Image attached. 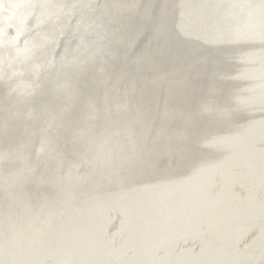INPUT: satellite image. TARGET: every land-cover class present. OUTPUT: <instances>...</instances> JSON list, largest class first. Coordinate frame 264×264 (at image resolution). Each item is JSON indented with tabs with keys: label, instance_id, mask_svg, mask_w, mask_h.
<instances>
[{
	"label": "bare ground",
	"instance_id": "6f19581e",
	"mask_svg": "<svg viewBox=\"0 0 264 264\" xmlns=\"http://www.w3.org/2000/svg\"><path fill=\"white\" fill-rule=\"evenodd\" d=\"M147 1L125 0L129 9L110 20L100 0H0V225L13 230L17 264H46L49 256L57 257L50 264H80L86 252L92 264H264V118L212 135L213 146L229 149L221 158L156 181L192 157L187 143L201 126L192 117L175 124L180 106L164 108L178 9L174 0L163 10ZM182 13L184 28L207 40L264 42V0H187ZM112 42L127 52L115 54ZM244 49L240 62L254 64H242L243 75L256 81L234 100L252 108L264 102V48ZM87 56L100 64L80 89L74 71ZM61 87L70 90L61 100L47 98ZM147 181L155 183L140 186ZM104 191L116 194L103 202ZM71 208L89 227L83 240L84 223L76 228V256L64 245L42 254L37 233L18 229L21 218L14 223L17 214L41 216L44 235L59 216L53 241L65 243L67 220L80 219L69 218ZM113 213L121 221L109 231ZM31 240L38 244L29 247Z\"/></svg>",
	"mask_w": 264,
	"mask_h": 264
},
{
	"label": "water",
	"instance_id": "95a60500",
	"mask_svg": "<svg viewBox=\"0 0 264 264\" xmlns=\"http://www.w3.org/2000/svg\"><path fill=\"white\" fill-rule=\"evenodd\" d=\"M179 1L182 0H174L173 5L176 9L177 7V18L175 22L176 29V48L175 56L173 57L171 68L167 70L166 77L163 79V82L167 84L168 89L166 90V101L164 104V108H167V111L175 112L176 106L179 105L180 108H177L176 112L179 114H184V117H173L172 120H175V124L183 123V120L187 117L196 118L194 120L198 121V124L201 126V133L195 139H191L187 143L188 149L192 152V157L188 158L184 162V166L176 172H170V175H165L163 178H158L156 181H169L180 179L181 177H186L189 173L198 165L221 158L229 149L218 148L213 146L210 143V140H207L213 131H229L230 127V119L227 117V113H224L221 108L228 106V102H230L229 95L233 88V82L240 81H256V78L250 75H243V73L236 75L235 79H228L229 81H224L226 77L229 76L230 71V61L227 59V55L232 53L233 51L242 50L246 47L249 48H264V42L256 41V40H238V41H210L203 36L198 35L196 33H191L187 28H184L182 21L184 20L183 16V8L184 4H180ZM187 0H183L185 2ZM106 4V5H105ZM125 0H102V6L108 8L104 9L106 13H108L110 20L114 19V17L119 19L120 11L125 12L129 9V6H125ZM171 0H166L164 3H160L159 0H149L143 6L149 7L152 5H158L160 9H165L170 6ZM125 10V11H124ZM129 14H133V12H128ZM116 14V15H115ZM145 12L142 9L136 15L138 17H145ZM103 38L108 40L111 39V33L109 32ZM112 51L116 54L118 52L119 55H123L127 52L125 46L122 43H114L112 42L111 46ZM86 58H89L88 56ZM83 59L81 61L79 67L75 69V73L78 76L74 77L76 79H80V89L84 88L89 81L91 80L92 74L95 73L97 67L100 63H91L90 57L89 59ZM242 64H254L253 61L248 62L247 60L241 61ZM218 64V65H217ZM245 66V65H244ZM230 78V77H229ZM75 80V79H74ZM251 89V88H250ZM249 89V92H250ZM68 91L67 88L61 87L56 90H49L47 98H58L61 100V97L66 94ZM81 99V93H80ZM235 108L238 112H241V115H251L252 112L260 111L264 113V102H256L252 103L254 107L250 108L248 103V107L245 105L238 104V100L236 101ZM207 103L210 104L211 108H209ZM215 108H213V106ZM253 121V120H252ZM251 121V122H252ZM255 122V121H253ZM188 123V122H185ZM189 124V123H188ZM228 135V134H226ZM224 136V135H223ZM171 143L170 148H175L174 143ZM183 175V176H180ZM155 182L149 185H153ZM74 207V206H72ZM80 209L85 208L84 206H79ZM22 209H17V211H22ZM3 212L0 213V216ZM75 213L74 208H71L70 214ZM69 214V215H70ZM79 213L73 214L71 217L78 216ZM121 214L118 215L113 213V218L115 221L119 219L116 224L111 223L109 225V231H111L116 225L120 224ZM59 217V216H58ZM56 217V219L58 218ZM65 218L66 220L69 219ZM90 218V216H89ZM1 221V220H0ZM89 222V221H88ZM49 222H43L42 218L39 220L38 227L47 228ZM80 225V219L77 221L67 220V226L63 228L61 234L59 236L60 239L65 238V243L59 241H53V231L54 228L51 227L50 231L44 235L40 234L39 229H34L32 232L37 233V238L40 242L41 249L43 253L50 254L54 248L59 245H64L68 252L66 254H70L72 256H76L74 246L80 242V233H76L77 226ZM57 226V224H56ZM55 226V227H56ZM61 228V227H60ZM89 227L88 224L84 223L82 229V240L85 238L88 233ZM106 230V229H105ZM114 231V230H113ZM45 236V237H44ZM17 236L16 240L19 239ZM43 240L44 242L42 243ZM190 243L194 242V245H199V241L187 240ZM29 247L36 243L34 240L29 242ZM22 242L20 241V246ZM28 247V248H29ZM86 246L85 249H92V246ZM27 247H23L21 249V257H24V250ZM3 250V249H0ZM46 250V251H45ZM42 255V254H41ZM104 254L102 251L98 252V256L101 258L99 261L104 260ZM43 256V255H42ZM62 257L64 256L61 255ZM51 258L52 262L56 261V258ZM93 259V254L86 252L83 256V264H92L91 260Z\"/></svg>",
	"mask_w": 264,
	"mask_h": 264
},
{
	"label": "rangeland",
	"instance_id": "374dc122",
	"mask_svg": "<svg viewBox=\"0 0 264 264\" xmlns=\"http://www.w3.org/2000/svg\"><path fill=\"white\" fill-rule=\"evenodd\" d=\"M101 2H102V0H100ZM180 2V4H184V2H183V0L182 1H179ZM23 40L24 39H22V40H20V42L19 43H23ZM245 51V52H244ZM236 54H235V53ZM237 52H239V53H237ZM244 52V53H243ZM247 51H246V49H243V50H238V51H233L232 53L234 54V56H233V54L232 53H229L228 55H227V59H228V61H230L229 63H230V71H229V76H230V78H229V76L228 77H226L225 79H226V81H229L228 79H235L234 77H236V75L238 74L239 75V73H241V72H244L245 71V69H247L248 68V66H244V65H242V63L240 62V59L242 58V57H244V55H245V53H246ZM236 56V57H235ZM230 57H233V58H230ZM238 57V58H237ZM240 57V58H239ZM234 59H238L237 60V62H235L236 60H234ZM232 60H233V62H232ZM232 62V63H231ZM238 65H237V64ZM240 63H241V65H240ZM231 64H232V66H231ZM236 64V65H235ZM238 67H240V68H238ZM247 67V68H246ZM240 69V70H239ZM243 69V70H242ZM237 71V72H236ZM240 71V72H239ZM232 72V73H231ZM239 72V73H238ZM234 75V76H233ZM231 76H233V77H231ZM225 81V80H224ZM254 81H250L249 83H248V81H240V83L239 82H233V88H232V91H231V93H230V95H229V98H230V102H228V106H226V107H223V108H221V110H223V111H225L224 113H226L227 112V117L231 120V119H233V120H231L230 122L232 123V125H231V123H230V127H229V131H213V132H215V133H213L212 132V135L214 136H212V135H210L208 138H209V140H211L210 138H212V139H214V138H216L217 136L219 137V136H222V134L224 135V132L225 133H227V134H229V133H231V132H235L236 130H238L239 128H240V126L242 127L243 125H245V124H247V122L249 123V122H251L252 120L253 121H256V120H258V119H260V118H264V113L263 112H260V111H256V112H253L251 115L249 114V115H237V114H235V111H234V105H235V100H234V97H235V99L236 98H241L242 96L243 97H247V95L249 96L250 95V93H248L249 92V89L250 88H252L253 86H254V84L252 85L251 83H253ZM245 83V84H244ZM255 83V82H254ZM242 84V85H241ZM246 84H248V85H246ZM239 85V86H238ZM241 85V86H240ZM252 87H251V86ZM237 86V87H236ZM247 87V89L246 88H244V87ZM250 87V88H249ZM241 88V89H240ZM244 90H243V89ZM240 90V91H239ZM245 91V92H244ZM241 92V93H240ZM247 92V93H246ZM236 93V94H235ZM244 94V95H243ZM245 94H246V96H245ZM242 95V96H241ZM239 96V97H238ZM232 100V101H231ZM234 101V102H233ZM232 102V103H231ZM234 103V104H233ZM233 105V106H232ZM206 106H208L209 108H211V106H210V104L209 103H207V105ZM212 106H214V105H212ZM231 106V107H230ZM213 108H215V106L213 107ZM228 110V111H227ZM233 111V112H232ZM229 112V113H228ZM256 113V114H255ZM260 113H263V114H260ZM258 114H260V115H258ZM233 115V116H232ZM238 117H237V116ZM257 115V116H256ZM262 115V116H261ZM237 117V118H236ZM244 117V118H243ZM248 117H249V119H248ZM253 117V118H252ZM259 117V118H258ZM236 120H235V119ZM246 118V120H247V122H246V120H244ZM256 118V119H255ZM243 121H242V120ZM252 119V120H251ZM237 120H240V121H238L237 123H236V121ZM240 122V123H239ZM241 122H243V123H241ZM244 122H245V124H244ZM235 123V124H234ZM239 123V124H238ZM243 124V125H242ZM236 128V129H235ZM233 130V131H232ZM218 134V135H217ZM217 135V136H216ZM226 135V134H225ZM212 136V137H211ZM180 176H183V175H180ZM148 182V183H147ZM146 183L144 182V183H141L140 184V186H143V185H149V184H152L150 181H147ZM155 182V181H154ZM143 184V185H142ZM119 190V189H118ZM112 191V190H111ZM114 192H116V190H113ZM112 191V192H113ZM122 191V190H121ZM109 192V193H108ZM104 191V192H100V197H103L102 199H104L103 200V202H106L108 199H109V197L111 198V197H113V196H115V194L113 195V193L112 192H110V191ZM102 194V195H101ZM107 194V195H106ZM111 195V196H110ZM105 196H108V197H105ZM99 200H101V199H99ZM84 203H83V205H84V207H87V206H89L88 204H87V202L86 201H83ZM85 202H86V205H85ZM81 204H82V202H80ZM78 204L79 206H83V205H81V204ZM77 205V206H78ZM75 207V206H74ZM16 213H18V212H16ZM36 213H38V215H40V213L39 212H37L36 211ZM84 214H82V212L80 213V215H78V216H80V221L82 222H80V226H81V224H83V223H85L86 222V217H84L83 216ZM81 216H83V218H81ZM23 217V218H22ZM16 218H18V220L17 221H19V219H20V222H19V224L17 225V227H18V229H23L24 228V230L27 232V233H33L32 231L36 228V229H39V228H41V227H39L38 228V226H36L37 224H39L38 222V220H40V218H42L41 216L39 217L38 216V220H37V218H34L32 221L30 220V219H28V218H25L24 216H22V215H20V214H17L16 215V217H14V223H17V221H16ZM25 219V220H24ZM35 219H36V221H35ZM84 219H85V221H84ZM30 220V221H29ZM58 220V218L56 219V220H53V223H51L52 224V227H54L55 225H56V223L58 222L57 221ZM35 222H36V224H35ZM115 222H117V221H115ZM28 224V225H27ZM31 224H35L34 225V227H32V225ZM28 226V227H27ZM32 227V228H31ZM14 228H16V226L14 227ZM17 229V228H16ZM15 229V230H16ZM12 232H13V230H7L6 229V227H5V225H0V249H3V250H0V264H17V262H14V259H13V256H14V252H13V243H12V240H13V237H12ZM15 232H17V230L15 231ZM257 232H258V230L256 231V234H257ZM114 233V231H112V234ZM111 236V235H110ZM20 237H22V238H27V237H24V236H19V238ZM256 237V236H255ZM27 239H30V238H27ZM249 239V238H248ZM248 239H247V241H248ZM119 240H117V242H118ZM5 250H7L8 251V254H9V258L6 260V258L4 257V251ZM85 251V250H84ZM41 253L42 254H45V253H43V250L41 249ZM11 256V257H10ZM47 256V255H46ZM45 260H46V264H50L51 262H50V260L51 259H49L48 261H47V258H45ZM82 261V263H80V264H83V255H80V262Z\"/></svg>",
	"mask_w": 264,
	"mask_h": 264
},
{
	"label": "flooded vegetation",
	"instance_id": "af4514ba",
	"mask_svg": "<svg viewBox=\"0 0 264 264\" xmlns=\"http://www.w3.org/2000/svg\"><path fill=\"white\" fill-rule=\"evenodd\" d=\"M51 263H52V260H51Z\"/></svg>",
	"mask_w": 264,
	"mask_h": 264
}]
</instances>
